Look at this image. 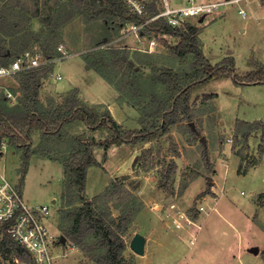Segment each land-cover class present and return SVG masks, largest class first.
Returning <instances> with one entry per match:
<instances>
[{
	"label": "rangeland",
	"instance_id": "374dc122",
	"mask_svg": "<svg viewBox=\"0 0 264 264\" xmlns=\"http://www.w3.org/2000/svg\"><path fill=\"white\" fill-rule=\"evenodd\" d=\"M169 1L172 5L186 3ZM240 10L247 13L246 18ZM200 20L187 22L203 29V51L212 64L233 57L238 80L257 71L252 63L264 65V0L233 3ZM129 29L128 23L89 19L77 0H0V48L17 53L64 46L73 53L55 64L42 81L40 99L45 104H59L65 94L78 88L88 104L108 108L126 130H140L151 124V117L140 105L147 99L143 95L151 92V80L145 77L150 75L151 61L159 67L171 66L182 75L188 63L168 57L164 44H174L173 38L137 37L129 35ZM111 49H127L131 58L138 54L144 59V63H137L144 72L137 83L139 93L128 83L133 78L131 70L101 62L102 55ZM90 64H96L114 84ZM54 74L63 79L56 81ZM4 86L19 85L8 80ZM191 105L198 133L185 121L159 139L112 149L106 161L104 151L96 150L102 167L89 169L86 197L93 199L113 183H123L137 198L142 206L139 214L120 231L127 245L124 257L130 264H264V153H259L264 141L257 132L245 145L235 134L238 122L264 124V84H241L219 73L193 89ZM105 134V130L92 131L77 121L65 127L61 139H43L40 132L33 137L37 154L31 158L22 195L28 205L50 209L47 224L60 240L64 237L59 230L64 173L60 160L69 155L74 137L85 135L100 141ZM165 161L172 162L175 171L168 187L161 188ZM21 165L20 153L5 142L0 149V170L17 186ZM201 206L206 212L199 211ZM112 212L115 218L120 216V210ZM154 222L158 223L155 230ZM136 234L146 239L143 255L131 249ZM59 248L56 264H95L67 239ZM254 248L258 254L251 251ZM0 264H17L1 245Z\"/></svg>",
	"mask_w": 264,
	"mask_h": 264
},
{
	"label": "trees",
	"instance_id": "16d2710c",
	"mask_svg": "<svg viewBox=\"0 0 264 264\" xmlns=\"http://www.w3.org/2000/svg\"><path fill=\"white\" fill-rule=\"evenodd\" d=\"M77 1L82 4L85 15L91 20L107 22L115 20L125 24L129 22L141 24L146 20L130 13L122 0ZM148 11V17L157 14L160 11L159 2L153 0L148 5ZM202 31V28L188 22L181 28H173L161 19L146 26L145 35L173 38L174 44L167 42L164 44L168 50V57L180 64L188 63V68L182 75L171 66L159 67L151 61L150 75L145 76L151 80V92L148 93L149 95H143L147 99L145 98L144 104H140L141 107L143 106L145 115L151 117V124L140 130H126L115 121L108 108L88 104L81 97L78 88L65 94L59 104H45L40 99V89L42 81L52 72L51 67L23 73L16 79L19 85L17 88H6L16 97L15 104L7 98L5 89L0 92V149L6 142L8 146L20 153L22 161L20 189L31 158L37 154L33 149L35 133L40 132L43 139H61L65 127L77 121L84 122L92 131H106L105 138L100 141L85 135L74 137L69 155L60 160L64 173L63 209L59 230L72 245L81 250L85 257L95 264H130L124 257L127 245L120 231L126 230L142 207L123 183H113L93 199L86 197L89 169L102 167V163L96 159V150L104 151L103 161H106L109 152L114 148L136 147L169 134L173 126L182 122L193 123L196 117L191 105L193 89L219 73L228 74L241 84H264L263 64L252 63L257 71L241 80L234 75L233 57H228L219 64H212L203 51L200 37ZM56 49L38 48L46 57H55ZM25 51L27 50L14 53L6 47H1L0 64H10L16 56ZM105 53L102 55L101 62L104 61L105 65L114 68L126 66L131 70L133 78L128 83L132 84L133 89L138 90L139 93L137 83L140 82L139 79L143 77L144 72L137 63L145 62L142 56L136 54L135 58H131L130 51L127 49H111ZM95 61L98 60L95 58ZM95 65L90 64L109 84H114V81L107 79L102 70ZM159 88H162L161 92ZM257 132H261L264 141L262 122H238L235 134L241 136L247 145L250 137ZM259 153L261 155L264 153V147ZM259 161L249 168L256 166ZM164 170L166 174L159 181L161 188L168 187L167 183L174 175L175 165L165 161ZM262 198L264 199V196ZM111 204H114L113 209L120 210L118 218L113 216ZM0 245L20 263L33 264L30 255L1 227Z\"/></svg>",
	"mask_w": 264,
	"mask_h": 264
},
{
	"label": "built area",
	"instance_id": "2783aa9c",
	"mask_svg": "<svg viewBox=\"0 0 264 264\" xmlns=\"http://www.w3.org/2000/svg\"><path fill=\"white\" fill-rule=\"evenodd\" d=\"M105 0H98L104 2ZM130 13L146 19L141 24L128 23L129 35L137 37L145 36V28L151 22L164 20L173 28H181L191 19L207 18L233 3L244 0H225L217 2H200L199 0H186L183 5H172L169 0H157L160 4V11L148 17V5L153 0H122ZM244 18L247 13L244 10L239 12ZM157 37V36H155ZM55 57H46L38 49L27 50L16 56L8 65L0 64V89H5L7 98L13 101L14 95L6 89L4 83L8 80H16L21 74L40 69L53 68L55 64L71 56L64 48L59 46ZM56 81L63 78L55 75ZM228 139V142H231ZM5 144V143H4ZM3 144V147H4ZM200 212H206L203 206L199 207ZM50 209L46 206H30L22 195L19 186L13 184L0 170V227L4 228L10 238L24 249L31 257L33 264H56V253L61 244L60 236L51 234L47 224L50 216ZM60 241V242H59ZM193 244V241H191ZM20 264L18 260H15Z\"/></svg>",
	"mask_w": 264,
	"mask_h": 264
},
{
	"label": "water",
	"instance_id": "95a60500",
	"mask_svg": "<svg viewBox=\"0 0 264 264\" xmlns=\"http://www.w3.org/2000/svg\"><path fill=\"white\" fill-rule=\"evenodd\" d=\"M203 20L204 18H201L200 22H202ZM189 125L192 128V130L196 132L195 124L190 123ZM202 141L205 142V138H202ZM65 240H66L65 237H62L61 242L64 243ZM145 245H146V239L140 234H136L131 241V249L139 255H143L145 253ZM251 251L255 254H258L259 252V250L256 248L252 249Z\"/></svg>",
	"mask_w": 264,
	"mask_h": 264
},
{
	"label": "crops",
	"instance_id": "0c3cea01",
	"mask_svg": "<svg viewBox=\"0 0 264 264\" xmlns=\"http://www.w3.org/2000/svg\"><path fill=\"white\" fill-rule=\"evenodd\" d=\"M4 4H5V3H4ZM159 220H160V219H159ZM189 223H190V222H189ZM157 224H158L157 222H154V224H153V225H154V227H153L154 230H155V226H158ZM152 232H154V231L152 230Z\"/></svg>",
	"mask_w": 264,
	"mask_h": 264
}]
</instances>
